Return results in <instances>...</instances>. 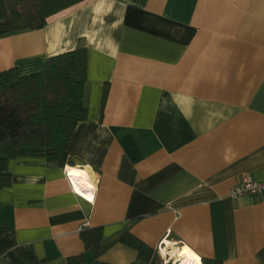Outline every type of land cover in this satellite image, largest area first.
<instances>
[{
    "label": "crops",
    "instance_id": "0c3cea01",
    "mask_svg": "<svg viewBox=\"0 0 264 264\" xmlns=\"http://www.w3.org/2000/svg\"><path fill=\"white\" fill-rule=\"evenodd\" d=\"M79 46L85 116L67 157L9 159L0 224L40 264L83 252L80 229L93 226L98 264H140L125 233L155 264L185 246L200 264H264V192L228 195L242 174L264 178V0H83L1 36L0 71L31 74ZM72 167L91 175L92 201L72 192Z\"/></svg>",
    "mask_w": 264,
    "mask_h": 264
},
{
    "label": "trees",
    "instance_id": "16d2710c",
    "mask_svg": "<svg viewBox=\"0 0 264 264\" xmlns=\"http://www.w3.org/2000/svg\"><path fill=\"white\" fill-rule=\"evenodd\" d=\"M83 0H0V37L37 29L46 19ZM86 49L83 46L48 56L43 67L19 76L12 67L0 71V188L11 183L7 162L38 156L63 164L75 124L85 116ZM103 88L101 107L106 96ZM84 251L61 264H98L103 239L99 226L80 229ZM120 240L137 251L140 264H155V251L129 233ZM85 252L91 257L86 261ZM0 254L9 264H40L29 244H18L11 228L0 224ZM203 264H221L201 259Z\"/></svg>",
    "mask_w": 264,
    "mask_h": 264
},
{
    "label": "bare ground",
    "instance_id": "6f19581e",
    "mask_svg": "<svg viewBox=\"0 0 264 264\" xmlns=\"http://www.w3.org/2000/svg\"><path fill=\"white\" fill-rule=\"evenodd\" d=\"M66 170L71 176V180L73 182L75 190L81 193L82 195L87 196L85 193V188H94V182L92 180L91 175L88 173V170L74 167H72L71 169L67 168ZM172 244L173 242L169 240L163 241L160 248V253L163 255L164 259L165 254L167 252V248H169ZM168 251L169 254L172 256V260L174 259V264H200V257L187 246L182 249H179V252L177 254L171 249Z\"/></svg>",
    "mask_w": 264,
    "mask_h": 264
},
{
    "label": "built area",
    "instance_id": "2783aa9c",
    "mask_svg": "<svg viewBox=\"0 0 264 264\" xmlns=\"http://www.w3.org/2000/svg\"><path fill=\"white\" fill-rule=\"evenodd\" d=\"M65 171H66V177H67V180L69 182L72 192L86 201H89V202L92 201L93 194L90 192V189L85 188V193L87 196L82 195L79 192H77L74 188L70 174L68 173L66 169ZM262 192H264V178L261 180H257V179H254L249 173H245V174H242L239 180L229 189L228 195L232 198H237V197L253 195L256 193H262ZM161 245H162V242H159V244L157 245V249L159 252H160ZM162 264H165V263H162Z\"/></svg>",
    "mask_w": 264,
    "mask_h": 264
},
{
    "label": "rangeland",
    "instance_id": "374dc122",
    "mask_svg": "<svg viewBox=\"0 0 264 264\" xmlns=\"http://www.w3.org/2000/svg\"><path fill=\"white\" fill-rule=\"evenodd\" d=\"M159 254V253H158ZM177 254V253H176ZM174 260V259H173ZM156 263H158L159 262V257L157 258V260L155 261Z\"/></svg>",
    "mask_w": 264,
    "mask_h": 264
}]
</instances>
